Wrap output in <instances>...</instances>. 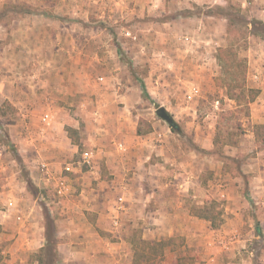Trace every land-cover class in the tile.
Wrapping results in <instances>:
<instances>
[{
  "label": "rangeland",
  "instance_id": "obj_1",
  "mask_svg": "<svg viewBox=\"0 0 264 264\" xmlns=\"http://www.w3.org/2000/svg\"><path fill=\"white\" fill-rule=\"evenodd\" d=\"M230 1L220 9L195 0H0V109L5 102L12 106L0 110V151L15 180L42 199L45 214L58 198L34 185L31 170L37 177L41 163L49 161L47 136L56 133L64 149L75 146L66 162L84 167L86 120L99 118L94 112L108 104L134 106L144 131L149 120L168 126L156 113L164 107L178 124L174 134L183 150L196 149L192 136L198 128L202 139L216 140L208 153L240 180L246 200L255 187L264 189V145L255 136L264 112L253 109L264 101V73L257 79L248 73L255 38L264 54V35L252 34L245 23L255 19L240 11L239 0ZM224 49L230 60L222 63ZM46 114L53 117L49 127L42 121ZM259 208L252 207L245 234L259 224ZM216 219L221 226L222 218ZM254 243L252 255L240 248L230 252L231 260L264 264V242ZM188 253L199 264L208 252L195 247Z\"/></svg>",
  "mask_w": 264,
  "mask_h": 264
},
{
  "label": "crops",
  "instance_id": "obj_2",
  "mask_svg": "<svg viewBox=\"0 0 264 264\" xmlns=\"http://www.w3.org/2000/svg\"><path fill=\"white\" fill-rule=\"evenodd\" d=\"M195 1L215 3L221 9L233 4L230 0ZM239 1L240 9L264 23V0ZM257 42L253 60L248 62L252 79L264 73L262 45ZM11 60L6 59L7 63ZM130 107L108 104L103 110L101 106L94 112L95 116L100 113L99 118L86 120L81 144L95 152L91 166H74L67 173L64 165L73 166L66 160L74 157L75 146L64 149L51 131L46 138L49 154L44 157L49 161L41 163L48 166L49 174L41 172V165L37 177L31 170L34 185L42 191L52 189L58 198L48 215L54 221L61 264H134L136 242L142 241L166 243L157 264L167 257L174 264H196L188 253L195 247L208 252L199 264H236L230 252L236 254L240 248L247 247L252 255L254 242H264V213L256 217L259 224L255 230L245 234L243 227L254 219L252 207L264 209V189L255 187L251 199L246 200L240 193V180L208 153L214 142L202 139L198 128L192 136L196 149L183 150L166 121L168 126L149 120L150 128L144 131L140 123L144 118ZM253 109L264 112V101ZM259 123L264 125V120ZM175 127L178 129V124ZM245 169L243 165L242 171L248 174ZM14 176L0 151V264H38L33 257L47 244L42 199L34 197ZM61 181L66 187L59 195ZM119 197L124 199L123 211H118ZM116 217L119 228L112 225ZM219 217L221 226L215 225ZM178 241L181 247H177ZM226 251L228 258L222 255Z\"/></svg>",
  "mask_w": 264,
  "mask_h": 264
},
{
  "label": "trees",
  "instance_id": "obj_3",
  "mask_svg": "<svg viewBox=\"0 0 264 264\" xmlns=\"http://www.w3.org/2000/svg\"><path fill=\"white\" fill-rule=\"evenodd\" d=\"M221 9V8H220ZM241 11V9H240ZM247 28L249 27V24H251V32L252 34H255L257 36L263 37L264 30L256 29V26L260 25L264 28V23L260 21H253L252 23H245ZM226 49L220 51V62L224 63L226 62V59H229L228 56L229 53L224 52ZM226 55H223L222 54ZM230 60V59H229ZM227 71V70H226ZM229 75H233L229 71ZM228 83V79L223 80L222 85L226 86ZM231 85V84H230ZM228 84V86H230ZM144 94L148 97V93L145 91V86L142 85ZM234 97V96H233ZM5 106L12 107L10 102H5L1 109ZM0 109V110H1ZM4 112V111H3ZM4 114V113H3ZM174 132H177V128L173 127L172 129ZM141 133V131L139 130ZM256 140L258 143H262L264 145V125H259L256 128L255 131ZM217 139V138H216ZM216 141V140H215ZM214 141V143H215ZM45 227H46V247L39 252V254H36L33 259L34 261H37L38 264H61V261L58 258V254L56 251V237H55V226L54 221L51 219V217L48 215V213L45 214ZM136 253H135V259L134 264H153L154 261H158L159 258L162 260L163 258V248L166 246V243L164 242H136ZM140 250V252H139Z\"/></svg>",
  "mask_w": 264,
  "mask_h": 264
},
{
  "label": "built area",
  "instance_id": "obj_4",
  "mask_svg": "<svg viewBox=\"0 0 264 264\" xmlns=\"http://www.w3.org/2000/svg\"><path fill=\"white\" fill-rule=\"evenodd\" d=\"M42 121L44 123V126H51L52 125V122H53V117L49 114H46L43 118H42ZM95 157V152L94 150H91V149H87L83 152L82 154V164L84 166H91L92 163H93V159ZM73 168L74 166L72 165H68L65 167V171L67 173H70L73 171ZM40 170L41 172L44 174V175H48L49 174V170H48V166L45 165V164H42L41 167H40ZM66 187V184L64 181H61L60 182V186H59V190H58V194L59 195H62L64 189ZM117 203H118V211H123L124 210V199L123 197H119L117 199ZM112 225L114 228H119L120 227V219L119 217H116L113 219L112 221Z\"/></svg>",
  "mask_w": 264,
  "mask_h": 264
},
{
  "label": "water",
  "instance_id": "obj_5",
  "mask_svg": "<svg viewBox=\"0 0 264 264\" xmlns=\"http://www.w3.org/2000/svg\"><path fill=\"white\" fill-rule=\"evenodd\" d=\"M158 117H160L162 120L166 121L170 126L175 127V122L173 117L166 111L164 107H160L156 111Z\"/></svg>",
  "mask_w": 264,
  "mask_h": 264
}]
</instances>
